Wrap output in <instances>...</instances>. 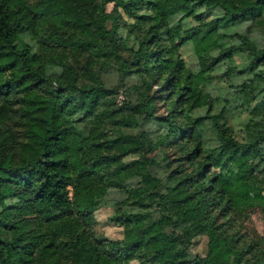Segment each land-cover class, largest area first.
Masks as SVG:
<instances>
[{"label":"trees","instance_id":"16d2710c","mask_svg":"<svg viewBox=\"0 0 264 264\" xmlns=\"http://www.w3.org/2000/svg\"><path fill=\"white\" fill-rule=\"evenodd\" d=\"M165 1L171 13L161 0H0V97L22 98L28 122L26 142L0 139V264H264V236L241 233L239 219L250 206L264 218V0ZM110 2L132 19L125 33L105 25ZM189 41L200 42L197 70L180 53ZM69 44L142 80L140 101L114 127L92 65L83 72L93 82L78 84L75 66L56 71L47 60ZM198 82L216 93L199 90L183 104ZM151 89L165 92V114ZM228 116L240 118L241 136ZM142 122L156 127L124 129ZM242 159L254 178L239 177ZM243 187L263 198L240 197ZM108 201L120 238L93 228ZM183 220L191 227L179 231ZM160 222L168 241L150 230ZM200 234L217 248L213 259L190 250Z\"/></svg>","mask_w":264,"mask_h":264},{"label":"rangeland","instance_id":"374dc122","mask_svg":"<svg viewBox=\"0 0 264 264\" xmlns=\"http://www.w3.org/2000/svg\"><path fill=\"white\" fill-rule=\"evenodd\" d=\"M248 1L249 0H238V2L242 4ZM238 2H234L233 4H238ZM160 3L162 10L168 13L172 12V8L167 1L161 0ZM104 19L105 25L107 27H110L115 23L120 24V27L118 29L122 33H125L126 29L124 25L126 26L127 22H132V19L128 18L121 9H115L112 2L106 4ZM53 20L54 18L52 17H46L44 23L48 24ZM130 35L131 36L128 37L127 44L136 45L135 42H137V40L133 37L132 34ZM199 44V41L197 42V44H193V42L189 41L180 47V53L184 58L187 67L191 70H197L199 67L194 52L195 46H198ZM54 50L55 51L52 53V55L47 57V60H55L54 64H56L57 66L55 67L56 71L58 70V68H60V62H68L75 66L78 74L76 79V82L78 84L93 82L94 76L89 73L83 72L85 71L84 67H86L89 63L92 65L95 75H97L101 79L106 91L109 90L103 100L99 103V107L104 108V110H106L107 112L110 111L112 116L108 124L110 127H114L116 121H118V119L123 114H130V112L133 110L132 106L136 102L140 101L142 97L141 91L143 90L142 80L133 74L123 75L117 68L116 64L113 62V59H110V61H106L104 60L103 56H98L94 59V57L88 50L82 49L76 44H69L66 46L59 45ZM43 54H45V52H43ZM257 83L263 86L264 80H258ZM213 84L220 86L219 81H217L216 79L213 80ZM197 85L199 86V88L187 92L182 97L181 100L183 104L193 103L199 90L206 91L212 94L216 93L215 87L211 86L210 84L202 85L201 82H198ZM153 88H156V85H154ZM164 93L161 94L159 90L153 89L149 91V95L153 97V101L156 104L154 108V111L156 113L165 114L168 109V106L165 105ZM9 101L11 102L8 103ZM9 101H6L0 97V139L3 140L4 138L8 137V142L12 141L14 143L18 142L19 144H21L23 142H26L28 139L26 135L28 122H26L25 116L22 113L23 109L21 108V106L23 105V99H20L16 95H12ZM228 120L233 126L234 134L241 136V131L238 124L240 118H232L228 116ZM155 127L156 123L142 122V124L139 126H125L124 129L127 131L137 132L138 128H143L144 130H146L148 128L153 129ZM15 155L16 158H18L17 156H20L19 153H16ZM127 156H130V154ZM131 156L135 157L137 155L131 154ZM15 160L16 159L14 158L13 162H15ZM0 175L5 176L3 171H0ZM238 175L242 180L254 178L257 175V172L252 168L250 159H242L239 162ZM1 185L3 184L0 182V193H2ZM109 192L112 196L113 194L119 195L118 191H116V189L113 187H110ZM238 194L240 197L263 198L262 193L254 195L245 187L238 189ZM69 195L70 197H72L71 187ZM144 198L145 200H151L156 198V194H148L145 195ZM113 211L114 205L110 201L102 204L95 210L94 213L96 221L93 223V228L97 234L105 235L109 238H120L122 236V225L118 224L116 221L110 218ZM239 219L241 220V233L248 234V237L259 235L264 236V218L258 206H250L243 209L239 213ZM191 224V221L183 220L182 222H179L175 227L177 228V230L182 231L189 229L191 227ZM168 228V222H160L155 224L150 230L159 231L161 233V236L168 241V239H170ZM190 250L193 253L205 256L209 259H213L217 252L216 247H212L210 249L208 248L207 237L203 234H200L195 238V242L191 245ZM165 255H169V252L165 253ZM130 264H139V262L136 259H133L131 260Z\"/></svg>","mask_w":264,"mask_h":264}]
</instances>
